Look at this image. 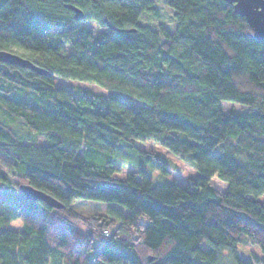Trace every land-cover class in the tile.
Here are the masks:
<instances>
[{
  "label": "clouds",
  "instance_id": "9594fccd",
  "mask_svg": "<svg viewBox=\"0 0 264 264\" xmlns=\"http://www.w3.org/2000/svg\"><path fill=\"white\" fill-rule=\"evenodd\" d=\"M0 264H264V0H0Z\"/></svg>",
  "mask_w": 264,
  "mask_h": 264
}]
</instances>
